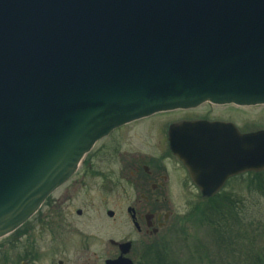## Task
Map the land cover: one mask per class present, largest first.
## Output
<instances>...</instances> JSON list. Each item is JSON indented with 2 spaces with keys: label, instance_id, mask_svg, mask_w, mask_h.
Here are the masks:
<instances>
[{
  "label": "water",
  "instance_id": "95a60500",
  "mask_svg": "<svg viewBox=\"0 0 264 264\" xmlns=\"http://www.w3.org/2000/svg\"><path fill=\"white\" fill-rule=\"evenodd\" d=\"M206 102L264 105V0H0V238L115 128ZM168 141L203 197L264 170V130L183 122ZM111 242L105 264H134Z\"/></svg>",
  "mask_w": 264,
  "mask_h": 264
},
{
  "label": "rangeland",
  "instance_id": "374dc122",
  "mask_svg": "<svg viewBox=\"0 0 264 264\" xmlns=\"http://www.w3.org/2000/svg\"><path fill=\"white\" fill-rule=\"evenodd\" d=\"M232 109L236 111V120L251 119L253 129L264 126V107ZM219 110L223 109L204 103L185 112L158 114L153 118L165 121L208 111L216 115ZM134 126L102 138L91 149V152L104 149L96 164L102 165V170L113 172L107 174L111 176L106 181L113 188L105 195V202L94 198L91 191L73 201L77 206L86 207L85 216L73 214L53 233V229H47L54 238L38 230L35 213L17 230L0 238V264H58V261L62 264H105V259L118 254L111 241H130L129 256L136 257L139 264H264V173L234 179L228 188L209 200L199 199L198 191L193 188H182L180 195L173 199L172 222L154 239L156 251L141 258L142 235L126 216V207L132 205V191L121 178L126 180L129 176L124 170L122 177H116L118 162L117 157L111 155L110 146L114 141H123L119 149L128 151L139 147L142 132ZM89 181L98 184L99 179ZM106 208L115 210L112 218L106 215Z\"/></svg>",
  "mask_w": 264,
  "mask_h": 264
},
{
  "label": "flooded vegetation",
  "instance_id": "af4514ba",
  "mask_svg": "<svg viewBox=\"0 0 264 264\" xmlns=\"http://www.w3.org/2000/svg\"><path fill=\"white\" fill-rule=\"evenodd\" d=\"M207 104L223 110L217 111L218 113H215L216 115L208 111L197 116L184 115L171 117V119L165 121H159L160 119H154L153 117L158 114H173L185 112L186 110L159 112L122 125L111 131L109 135L105 137L107 138L123 128L134 125H137L136 127L139 128V132H142L141 141H139L141 147L139 146L125 151L124 149H119V145L123 144V141H114V143L110 145L113 150V154L111 155H113L114 158L117 157L118 162L116 177H122L124 170H126L129 176L126 177V180L121 178L128 183V187L132 191L130 196L132 205L126 207V216L136 232L142 235L144 244L141 247V258L148 257L149 252L152 250L156 251L154 239L161 230L172 222L171 220L174 218V213L172 211L174 197L180 195L182 188L190 187L198 191V186L191 179L188 169L169 148V128L173 124H180L183 122L207 121L223 124L227 129L230 128L232 130V134L235 131H238L240 134H246L264 129V126H261V128L258 126V128L253 129L251 119L244 121L236 120L234 117L236 111L232 109L264 107V105L237 106L234 104ZM148 119L149 122L147 121ZM139 122H141V124H138ZM238 123H242V125H238ZM229 132L230 131H228L227 134H229ZM103 150L104 149H101L95 152H91L90 150L87 153V157L81 160L73 175L49 194L40 205L36 214L38 215V230L41 233H46L53 237L47 229H53L51 230L53 233L54 230L60 226L61 222L71 218L73 214L77 217L85 216L86 207L81 204L77 206L73 201L82 199L89 191L94 194V198H97L101 202H105L107 197L105 195H108L107 193L110 194L113 188V185L106 181V179L111 176L107 174H113V172L102 170L103 166L96 164V162H100L97 158L102 156L100 153ZM204 173L208 172L204 171ZM263 173L264 170H245L234 174H223L220 176V178H223L220 189L228 188L234 179L246 176L251 177L257 174L261 175ZM207 175L211 174L208 173ZM213 176H215V174ZM92 178L99 179L98 184L97 182L89 181ZM198 194L200 195L199 191ZM199 199L209 200L210 198H203L200 195ZM104 211L108 217L112 218L115 215L114 209L106 208ZM109 212H112V216L108 215ZM113 245L117 248L119 253L118 245ZM131 249L132 243L129 253ZM129 253L127 256L133 263L139 264L138 260L135 261L136 257H130ZM58 264H62V261H58Z\"/></svg>",
  "mask_w": 264,
  "mask_h": 264
},
{
  "label": "trees",
  "instance_id": "16d2710c",
  "mask_svg": "<svg viewBox=\"0 0 264 264\" xmlns=\"http://www.w3.org/2000/svg\"><path fill=\"white\" fill-rule=\"evenodd\" d=\"M213 198H215V197H213ZM212 199V198H211Z\"/></svg>",
  "mask_w": 264,
  "mask_h": 264
}]
</instances>
